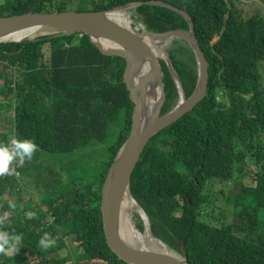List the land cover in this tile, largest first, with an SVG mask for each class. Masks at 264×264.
Returning a JSON list of instances; mask_svg holds the SVG:
<instances>
[{
    "label": "trees",
    "instance_id": "1",
    "mask_svg": "<svg viewBox=\"0 0 264 264\" xmlns=\"http://www.w3.org/2000/svg\"><path fill=\"white\" fill-rule=\"evenodd\" d=\"M129 1L0 0V16L63 11L68 4L103 10ZM165 1L193 19L209 79L205 96L149 139L131 194L154 236L179 254L183 245L189 264H264V14L243 17L234 0ZM133 10L149 30L188 28L168 7ZM169 58L188 96L197 78L193 52L173 45ZM125 65L84 33L0 42V113L11 123L0 129V142L27 138L39 146L14 174L0 176V217L7 214L0 231L22 236L19 252L0 255V264H130L108 245L101 212L107 171L132 122ZM160 66L165 113L178 91L162 59ZM117 122L119 133L109 141ZM93 150L106 155L89 178L79 175L88 168L75 155ZM5 194L15 196L14 208ZM45 232L56 244L41 250Z\"/></svg>",
    "mask_w": 264,
    "mask_h": 264
},
{
    "label": "water",
    "instance_id": "2",
    "mask_svg": "<svg viewBox=\"0 0 264 264\" xmlns=\"http://www.w3.org/2000/svg\"><path fill=\"white\" fill-rule=\"evenodd\" d=\"M142 4L164 6L177 11L187 20L188 28L164 31L134 29L131 24L127 26L110 16L112 11L121 9L128 13L127 9ZM77 32L88 35L102 53L125 58L123 80L134 104L129 135L109 166L102 187L101 212L108 245L117 255L129 260L130 264H189L183 245V254H179L155 236L162 243L160 248H147L129 242L121 234L120 213L123 196L128 193L138 205L136 211L143 220V228L146 224L150 226L144 209L131 194L132 172L149 139L175 122L206 94L209 61L195 35L193 19L186 9L165 0H132L103 10L29 11L0 16V42L40 40ZM173 38L183 39L195 58L197 78L188 96L169 54L163 50V45ZM102 40H109L114 45H104ZM161 59L168 65L178 91L176 103L165 113L160 111L164 94Z\"/></svg>",
    "mask_w": 264,
    "mask_h": 264
},
{
    "label": "clouds",
    "instance_id": "3",
    "mask_svg": "<svg viewBox=\"0 0 264 264\" xmlns=\"http://www.w3.org/2000/svg\"><path fill=\"white\" fill-rule=\"evenodd\" d=\"M137 28L145 27L140 24ZM38 150L39 146L33 140L27 138L19 139L12 137L8 142H0V176L14 174L16 167L22 166L26 161H30L34 153ZM9 206L14 208L15 204L10 202ZM26 215L28 219H32L35 217L36 213L28 212ZM6 219L7 214L0 217V223H3ZM55 244L56 240L52 238L51 234L48 232H45L38 242V246L41 250H47L55 246ZM21 246V235L16 234L14 231H0V255L6 256L13 250L18 253Z\"/></svg>",
    "mask_w": 264,
    "mask_h": 264
},
{
    "label": "rangeland",
    "instance_id": "4",
    "mask_svg": "<svg viewBox=\"0 0 264 264\" xmlns=\"http://www.w3.org/2000/svg\"><path fill=\"white\" fill-rule=\"evenodd\" d=\"M235 3L240 7L242 11V15L244 16H249L252 13L255 12H260L261 14H264V6L261 4L260 0H234ZM134 8L127 9L129 16L132 19L131 26L132 28H136L141 24L139 20L136 19V14L135 11L133 10ZM64 10H77L76 5L74 4H68L64 6ZM75 36V33L72 34ZM173 45H179L181 47H184L187 45V43L180 38H173L169 40L167 43L163 45V50L166 51L169 54V49L173 47ZM47 50L49 51V43H46ZM194 56V55H193ZM195 59V58H194ZM2 118H5V113L2 112L0 113V129H7V127L11 124L8 121H4ZM120 125L119 122L115 123L112 126V129L110 131V136H109V141H113L115 136L119 133ZM81 155L79 154L75 155V158L78 159L79 164H83V166H87V170L80 172L79 175H82L84 177L89 178L88 173L89 170H91V166L99 162L105 155L106 153L96 155V152L93 151H81ZM91 175V174H90ZM63 179L66 180V173H63ZM4 197L9 200V202H13L15 196L14 195H8L5 194ZM19 207L23 205L22 202L18 203ZM137 211L133 210L132 215H133V222L135 224V221H137Z\"/></svg>",
    "mask_w": 264,
    "mask_h": 264
},
{
    "label": "bare ground",
    "instance_id": "5",
    "mask_svg": "<svg viewBox=\"0 0 264 264\" xmlns=\"http://www.w3.org/2000/svg\"><path fill=\"white\" fill-rule=\"evenodd\" d=\"M110 16L115 20H117L118 22L123 23L127 26H130L131 24V17L125 10L119 9L112 11L110 12ZM102 43L104 45H109V46L114 45V43H112L109 40H102ZM136 209H138V205L135 203L134 199H132L131 195L126 193L123 196V200L121 204V213H120L121 234L132 244H137L138 246L147 247V248H160L162 246V243L157 238L154 237L153 233H151L149 224H146L143 230H139L137 226L134 224L132 211Z\"/></svg>",
    "mask_w": 264,
    "mask_h": 264
},
{
    "label": "built area",
    "instance_id": "6",
    "mask_svg": "<svg viewBox=\"0 0 264 264\" xmlns=\"http://www.w3.org/2000/svg\"><path fill=\"white\" fill-rule=\"evenodd\" d=\"M242 1H245V0H242ZM83 33H79V36H81Z\"/></svg>",
    "mask_w": 264,
    "mask_h": 264
}]
</instances>
